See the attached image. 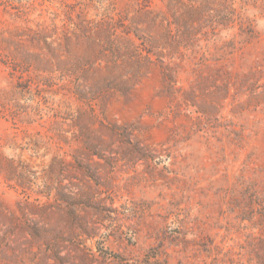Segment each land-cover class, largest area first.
I'll list each match as a JSON object with an SVG mask.
<instances>
[{
  "label": "rangeland",
  "instance_id": "obj_1",
  "mask_svg": "<svg viewBox=\"0 0 264 264\" xmlns=\"http://www.w3.org/2000/svg\"><path fill=\"white\" fill-rule=\"evenodd\" d=\"M261 205L264 0H0V264H264Z\"/></svg>",
  "mask_w": 264,
  "mask_h": 264
},
{
  "label": "trees",
  "instance_id": "obj_2",
  "mask_svg": "<svg viewBox=\"0 0 264 264\" xmlns=\"http://www.w3.org/2000/svg\"><path fill=\"white\" fill-rule=\"evenodd\" d=\"M138 1H142L145 2L146 4H148L151 0H138ZM188 14V13H185ZM185 14H180L178 16L172 15V17L174 18V22L175 25H180L181 23L185 22V20L187 19L186 15L185 17H183ZM116 20V19H115ZM124 18L116 21L114 24L111 23V19L108 21L102 20L100 21L99 25L97 24V26H95L96 30L91 31V24L85 23L84 21L80 20V22H78L76 24V28H75V36H77V32L79 33H89L90 36H92L94 39H90V37H87V40H91V44H97V46L103 47L104 49V53L105 51H107L108 53H110L111 55H119L120 52L116 49L115 45H116V40L113 35H117L116 30L121 27L126 28L124 23ZM114 22V21H113ZM94 27V26H93ZM125 33H131L130 30H124ZM134 33V32H132ZM48 33L46 31V29L44 28H40L36 31V33L30 38V43H42L43 47L48 50L51 51V53L53 54L55 52L54 47L52 46V44L49 43L48 40ZM134 37H137V34L134 33ZM68 40L67 36L64 35V41ZM17 45V46H16ZM17 47V48H16ZM150 49H144L147 54H152L153 53V47L154 46H149ZM157 47V46H156ZM15 48L16 51L14 53L17 54H21L23 56V64H26L27 66H31L33 65L34 61H38L39 64L43 63L44 67H49L48 66V61H46L47 59L44 58L43 53L41 51H32L29 52L28 50H25L23 46H20L19 43L15 44ZM137 63H141L139 61H137ZM162 63V62H161ZM50 65V63H49ZM56 66L58 64H55ZM59 70H63L65 69L63 66H57ZM161 69L163 73H166V71H168L169 69H167V65H161ZM27 71V70H26ZM112 74V70L110 69L109 72H107L106 74L103 75V78H100L99 80H97V83L99 85V87H103L104 85H107V87H110L111 89H117L118 91H124L125 89H127V85L126 83H122L120 81H117L115 79H113L111 77ZM100 89V88H99ZM116 128V130H118L117 126L114 127ZM125 133V132H124ZM136 146V145H134ZM138 151L141 152V155H143V150L140 148H137ZM260 211L264 212V205L259 206ZM263 218V215H262Z\"/></svg>",
  "mask_w": 264,
  "mask_h": 264
}]
</instances>
